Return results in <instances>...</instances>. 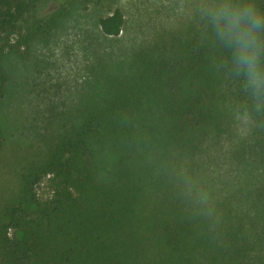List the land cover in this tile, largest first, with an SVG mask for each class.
Listing matches in <instances>:
<instances>
[{
    "label": "trees",
    "instance_id": "1",
    "mask_svg": "<svg viewBox=\"0 0 264 264\" xmlns=\"http://www.w3.org/2000/svg\"><path fill=\"white\" fill-rule=\"evenodd\" d=\"M38 1L0 0V38L26 24L27 43L70 7L64 0L27 23ZM255 2L264 9V0ZM98 24L117 36L124 15L115 8ZM187 29L188 38L162 47L127 93L109 90L82 106L81 118L24 167L18 201L0 222V264H193L232 256L264 264V113L234 138L249 99L231 54L207 18ZM6 81L0 60V99ZM229 167L249 180L232 190ZM192 182L210 192V203L199 202Z\"/></svg>",
    "mask_w": 264,
    "mask_h": 264
},
{
    "label": "rangeland",
    "instance_id": "2",
    "mask_svg": "<svg viewBox=\"0 0 264 264\" xmlns=\"http://www.w3.org/2000/svg\"><path fill=\"white\" fill-rule=\"evenodd\" d=\"M63 1L39 0L27 23L55 11ZM210 2L70 0L67 13L31 41L23 42L26 24L1 36L0 60L7 81L0 99V222L5 207L18 201L24 167L32 159H42L48 138L79 120L82 106L107 91L127 93L129 84H134L162 47L188 38L187 28L196 19L206 21L201 6ZM115 8L122 11L124 24L117 36H108L98 19ZM242 120L243 116H236L235 139L247 133ZM227 173L232 190L249 180L239 168L230 171L229 167ZM245 209L241 201L240 211ZM252 213L245 211L249 216ZM196 261L193 264H237L234 256Z\"/></svg>",
    "mask_w": 264,
    "mask_h": 264
},
{
    "label": "clouds",
    "instance_id": "3",
    "mask_svg": "<svg viewBox=\"0 0 264 264\" xmlns=\"http://www.w3.org/2000/svg\"><path fill=\"white\" fill-rule=\"evenodd\" d=\"M201 12L231 54L232 71L249 99L242 123L252 126L254 114L264 113V9L255 0H211L201 6ZM190 190L200 203H210L207 189L192 182Z\"/></svg>",
    "mask_w": 264,
    "mask_h": 264
}]
</instances>
